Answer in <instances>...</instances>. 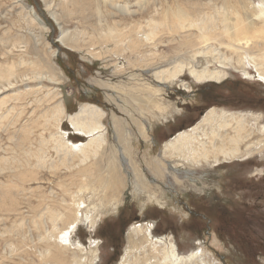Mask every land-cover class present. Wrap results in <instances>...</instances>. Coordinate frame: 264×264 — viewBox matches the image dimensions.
<instances>
[{"label": "rangeland", "instance_id": "obj_1", "mask_svg": "<svg viewBox=\"0 0 264 264\" xmlns=\"http://www.w3.org/2000/svg\"><path fill=\"white\" fill-rule=\"evenodd\" d=\"M98 1L101 9L108 4ZM123 1L138 9V1ZM203 1L208 6L202 4L204 12L210 13L216 4L221 6L227 0ZM240 1L245 18L259 24L261 19L253 10L261 0ZM61 2L64 0H53L54 9H48L45 0H0V264H40L45 243L37 237L44 227L33 219L41 212V203L54 206L63 199L70 202L71 196L80 193L81 175L67 169L54 173L48 164L42 168L38 165L40 153L57 157L54 142L42 141L57 132L56 120L46 124L41 112L54 108L59 100L69 114L85 103L106 110L108 133L99 154H104V168L109 156L116 157L122 181L117 184L119 201L110 200L109 189L107 198L101 199L104 182L99 190L85 188L83 201L90 204L91 211L77 213L81 219L71 233L75 251L61 249L58 264H118L127 250L131 227L141 224L154 238L168 236L180 254L203 250L211 263L264 264V148L246 157L197 167L183 164L182 158L170 153L164 155L165 162L177 170L178 181L170 174L155 177L146 165L147 160L162 155L166 141L198 123L211 108L251 114L258 118V127L264 125V80L250 59H246L249 74L228 65L221 80L198 81L185 70L174 81H159L154 70L164 68V63L146 65L143 57L120 53L115 41L102 37L115 20L92 17L85 22L77 19L76 5L66 8L61 4L63 9ZM181 2L151 0V9L132 16L128 12L124 15L128 20L116 21L123 30L137 23L146 27L147 17L156 12L154 8L180 10ZM229 18L230 22L235 20L234 15ZM98 28H105L104 33ZM65 34L70 43L61 40ZM168 34L164 29L158 35L168 40ZM52 36L59 40L57 44L51 41ZM170 46L173 43H162L157 51L171 54ZM184 49L179 54L190 57ZM98 52L101 54L95 55ZM197 58L205 64V55L200 53ZM11 67L14 73L8 83L4 74ZM40 86L44 87L39 97L48 91L56 96L44 99L42 106L36 102L28 105L34 96L33 90L27 89ZM157 89L161 91L155 96L148 91ZM20 92L27 99H18ZM68 104L77 110L70 112ZM115 114L122 119L121 139L113 126ZM136 120L143 123L142 131ZM61 121L60 129L69 141L80 143L90 138L75 131L66 117ZM30 123H40L33 133L24 130ZM131 161L146 174L147 187L137 186ZM22 172H27L30 180L18 177ZM4 188L13 193H4ZM66 220L59 218L57 229L64 228ZM52 225L47 227L52 230Z\"/></svg>", "mask_w": 264, "mask_h": 264}, {"label": "bare ground", "instance_id": "obj_2", "mask_svg": "<svg viewBox=\"0 0 264 264\" xmlns=\"http://www.w3.org/2000/svg\"><path fill=\"white\" fill-rule=\"evenodd\" d=\"M106 1L108 4L104 5V9H101L102 6L98 0H64L59 5L62 4L66 8L76 5L77 9L74 13L77 19L85 22L92 17L97 20H115V24L109 25L106 31L105 28H98L100 32L105 31V33H100H104L102 37H106L109 42L111 40L115 41L120 53L129 52L137 57H143L142 62L146 65L164 63V68L154 70V75L159 81H174L181 77L185 70L189 71L191 76L198 81L221 80L227 74L228 65L242 69L246 74H249L248 68H246L247 58L250 59V62L258 70L259 76L264 80V0H261L253 10L254 16L261 19L259 24H253L245 18L241 9L244 6L240 0H227L224 4H222V1V5L218 6L216 4L213 7L214 11L210 13L204 12V1L202 2V0H181L183 8L180 10L178 8L175 11L167 9L159 11L154 8L156 12L147 17L146 27L137 23L135 26L123 27L125 30L120 28L121 25L116 20H128L124 16L128 12H131L132 16L135 12L143 9H151L149 7L151 0H136L139 3L137 4L138 9H133L130 2H124L123 0ZM212 2L214 1L212 0ZM45 4L48 9H54L52 8L53 0H45ZM206 5L204 7H208ZM62 8L64 9V7ZM71 11L73 9L69 12ZM51 14L56 20L60 19L59 14L54 12H51ZM230 15H234L235 20L230 22ZM231 19L233 18L231 17ZM41 22L43 23V20ZM164 29L170 34H168V40H162L158 35ZM65 36L66 34L62 36L61 40L64 43H70V38L64 39ZM162 43H167V45L173 43V46H170L172 48L171 54H163L157 51ZM182 49L185 50L186 54L191 53L190 57L179 54ZM200 53L206 56L204 65L197 58ZM100 54V52L95 53V55ZM210 56L211 58H209ZM216 63L220 65L217 66ZM211 65H214V67H211ZM13 73V67H11L4 74V79L8 83H10V77ZM103 85H107V83ZM43 87H30L27 89L29 91L33 90L34 96L32 101L28 102V105L32 106L36 102L42 106L44 99L51 100L56 96L52 91H48L43 97H39ZM148 91L154 92L155 96L161 90ZM23 94L20 92L17 95L18 99H27V96L25 97V94ZM29 94L27 93V95ZM4 104H6V101H4ZM13 108L15 107L11 109ZM160 110L163 111L162 107ZM41 115L44 116L46 124H49L52 119L56 120L57 132H51L50 137L42 139V141L43 144H45V141L49 143L52 140L54 142L57 157L52 158L45 152L40 153L37 156L38 165L42 168L48 164L51 169H54H52L54 173H60L67 169L72 171L71 173L83 177L80 180L79 195L71 196L70 202L63 199L62 203L60 202L54 206L42 202L41 212L38 213L36 219H33L34 223L44 227L37 237L45 243H42L45 245V253L40 257V264H58L61 249L75 251L74 246L72 248L71 233L78 226L77 223L81 219H79L77 213L83 210L85 213L91 211L90 204H85L83 201L85 199V193L83 192L85 188L95 187L96 190H99L101 188L99 184L104 182L106 186L101 199L107 198L109 189L111 192L110 200L117 198L119 201L117 184L121 183L122 177L116 157L109 156L106 167L102 166L104 154L99 153H101L100 148L104 145L108 133L104 121L107 112L104 108L85 103L80 106L78 111L69 114L64 102L59 100L54 108L43 109ZM115 115L113 116V126L118 131V138L121 139L122 119ZM62 116L70 121L75 131L80 135L90 136L88 141L77 143L66 139L65 133L61 131L59 126L62 122ZM250 116L252 115L242 112L229 113L216 108L207 110L198 123L187 130L178 132L166 141L162 147V155L146 161L147 168L155 177L165 178L170 174L178 181L177 170L165 162L164 155L167 157V154L170 153L171 157L178 156L182 158L183 164L197 167L211 163L219 164L223 161L260 152L264 148V125L258 127V118ZM5 117L6 115H4ZM135 122L142 131L144 129L143 123L139 120ZM39 125L40 123L37 125L30 123L24 127V130L33 133L34 127L37 129ZM130 165L137 186L147 187L146 174L138 169L134 162L131 161ZM22 176L23 180H30L27 172L18 174V177ZM72 184L74 183L72 182ZM3 190L4 193H13L10 188H4ZM15 202L17 203V201ZM93 208L95 209L96 206L94 205ZM65 217L68 221L66 220L64 228L57 229L56 221L59 218L65 219ZM50 223H53L52 230L47 227L50 226ZM209 257L210 255L203 250H193L190 253L180 254L178 246L168 236L154 238V235L146 231L141 224L131 227L128 233L127 250L118 264H217L211 263ZM73 264H81V262Z\"/></svg>", "mask_w": 264, "mask_h": 264}, {"label": "water", "instance_id": "obj_3", "mask_svg": "<svg viewBox=\"0 0 264 264\" xmlns=\"http://www.w3.org/2000/svg\"><path fill=\"white\" fill-rule=\"evenodd\" d=\"M37 8L38 9H41L42 7L39 5V4H37ZM52 26H53V32L55 31V26H54V24H52ZM51 41L53 42V43H56L57 41L59 42V40L58 39H56V38H54V36H52V38H51ZM57 44V43H56ZM58 48H59V50L61 49V47L60 46H58Z\"/></svg>", "mask_w": 264, "mask_h": 264}, {"label": "trees", "instance_id": "obj_4", "mask_svg": "<svg viewBox=\"0 0 264 264\" xmlns=\"http://www.w3.org/2000/svg\"><path fill=\"white\" fill-rule=\"evenodd\" d=\"M68 109H69L70 112H74V111L77 110V109H72L69 104H68Z\"/></svg>", "mask_w": 264, "mask_h": 264}]
</instances>
